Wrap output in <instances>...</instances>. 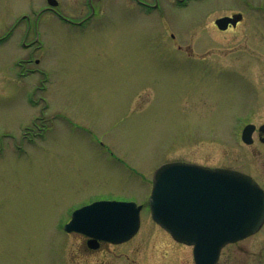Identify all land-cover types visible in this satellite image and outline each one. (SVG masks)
Returning a JSON list of instances; mask_svg holds the SVG:
<instances>
[{"label":"rangeland","instance_id":"obj_1","mask_svg":"<svg viewBox=\"0 0 264 264\" xmlns=\"http://www.w3.org/2000/svg\"><path fill=\"white\" fill-rule=\"evenodd\" d=\"M57 1L0 0V264H194L151 219L152 174L179 161L264 189V145L240 140L264 123V0H161L163 16L90 0L95 14L74 29L54 12L80 22L87 0ZM236 12L240 24L216 29ZM94 200L143 205L139 232L86 251L62 227ZM216 264H264V224Z\"/></svg>","mask_w":264,"mask_h":264},{"label":"water","instance_id":"obj_2","mask_svg":"<svg viewBox=\"0 0 264 264\" xmlns=\"http://www.w3.org/2000/svg\"><path fill=\"white\" fill-rule=\"evenodd\" d=\"M53 7L55 0H47ZM240 14L215 21L220 30L235 26ZM254 127L241 133L251 142ZM152 219L172 238L193 246L195 264H215L221 248L256 233L264 222V191L240 172L204 168L180 162L163 165L154 176L149 199ZM134 203L101 201L73 212L64 226L75 232L111 243L129 240L138 230L139 211Z\"/></svg>","mask_w":264,"mask_h":264},{"label":"flooded vegetation","instance_id":"obj_3","mask_svg":"<svg viewBox=\"0 0 264 264\" xmlns=\"http://www.w3.org/2000/svg\"><path fill=\"white\" fill-rule=\"evenodd\" d=\"M150 1V0H149ZM149 1H144V0H134L135 2V5H137L141 10H142V13H144L145 15H151V14H154L155 12L159 13V15H162L163 16V12H164V6H163V2L161 0H152L151 2ZM174 2V5H175V8L176 9H184L186 8L188 5H189V2H192V1H200V0H172ZM88 4H89V12H88V15L87 17H85L82 21L80 22H74L72 20H68V19H65L64 17H62L58 12H54L57 16H58V19L63 22L66 26H68L70 29H74L75 26L77 27H81L82 25H84V23L89 20L90 18L93 17V15L95 14V9L93 8V6L90 4V0H88ZM46 9H49V10H52L48 7H46ZM233 13H230V14H225V15H220V16H231ZM219 16V17H220ZM25 17V15L21 16V18ZM217 18V17H216ZM215 18V19H216ZM214 19V20H215ZM244 20V16H243V19L242 21ZM241 21V22H242ZM240 22V23H241ZM239 23V24H240ZM238 25V24H237ZM215 26V25H214ZM232 29L231 26H228V28L225 30V31H222V32H226L228 30ZM170 38L173 39L174 36L172 34H170ZM38 38L35 39V43L37 42ZM25 46V45H23ZM35 48L37 49L38 46H35ZM177 48L179 49L180 47L177 46ZM184 53L186 54H189V51H188V48L184 49L183 50ZM19 63V62H18ZM34 63L37 65L39 63L38 60H35ZM19 66L22 67V65H20L19 63ZM43 117V116H42ZM32 125L36 126L35 124V121H33ZM261 127V129H260ZM38 131L41 130L40 132H42L43 128L42 127H38ZM26 129L27 127H24V130H23V135L26 134ZM256 129L254 133H256L255 137L257 138V140L262 144L264 145V123L263 124H260L259 126H256ZM31 133L30 134H33L34 135H38L37 133L34 132V130L30 129ZM254 139V138H253ZM253 144V142L251 143ZM104 245H108L110 246L111 244H107V243H103V242H98L94 248H91L89 246V242H88V239L85 238V250L88 251V252H96V251H103L105 248H103Z\"/></svg>","mask_w":264,"mask_h":264}]
</instances>
